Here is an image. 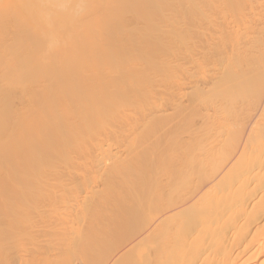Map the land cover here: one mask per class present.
<instances>
[{"label": "bare ground", "instance_id": "6f19581e", "mask_svg": "<svg viewBox=\"0 0 264 264\" xmlns=\"http://www.w3.org/2000/svg\"><path fill=\"white\" fill-rule=\"evenodd\" d=\"M0 264H264V0H0Z\"/></svg>", "mask_w": 264, "mask_h": 264}, {"label": "rangeland", "instance_id": "374dc122", "mask_svg": "<svg viewBox=\"0 0 264 264\" xmlns=\"http://www.w3.org/2000/svg\"><path fill=\"white\" fill-rule=\"evenodd\" d=\"M3 205H4L5 207L9 206L8 201H3Z\"/></svg>", "mask_w": 264, "mask_h": 264}]
</instances>
